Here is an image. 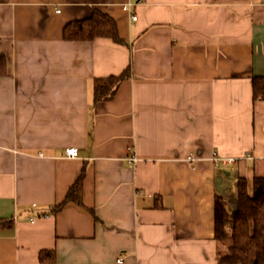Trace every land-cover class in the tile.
I'll return each mask as SVG.
<instances>
[{
	"label": "crops",
	"instance_id": "crops-1",
	"mask_svg": "<svg viewBox=\"0 0 264 264\" xmlns=\"http://www.w3.org/2000/svg\"><path fill=\"white\" fill-rule=\"evenodd\" d=\"M129 1L0 0V264H223L217 179L233 210L264 174V0ZM92 7L124 43L64 39Z\"/></svg>",
	"mask_w": 264,
	"mask_h": 264
},
{
	"label": "trees",
	"instance_id": "trees-1",
	"mask_svg": "<svg viewBox=\"0 0 264 264\" xmlns=\"http://www.w3.org/2000/svg\"><path fill=\"white\" fill-rule=\"evenodd\" d=\"M63 36L66 40L109 37L117 43L125 42L116 19L96 7H92L91 16L68 21L63 28ZM130 76L131 67L119 75L96 78L93 83L94 103L113 99L122 80ZM253 87L256 99L264 97V77H254ZM84 178L85 169L70 187L66 198L55 206L54 212L61 210L69 201L84 205ZM237 188L238 206L233 210L229 209L224 194L218 193L216 196L217 261L223 264H264V174L255 175L251 193L248 192L247 182L243 177L238 178ZM40 259L43 262H55L56 255L53 251H42Z\"/></svg>",
	"mask_w": 264,
	"mask_h": 264
},
{
	"label": "built area",
	"instance_id": "built-area-1",
	"mask_svg": "<svg viewBox=\"0 0 264 264\" xmlns=\"http://www.w3.org/2000/svg\"><path fill=\"white\" fill-rule=\"evenodd\" d=\"M137 3L135 1H129L128 3L125 4V7L127 9H131L133 6H135ZM133 19H137V16L136 15H133ZM67 153L68 155L70 156H74L76 153H77V148L76 147H69L67 148ZM132 161H136L137 158L135 156H132L131 158ZM216 163H221L223 165H228V164H234L236 163L237 161V158L236 157H233V156H226V157H216ZM121 260V258L119 259Z\"/></svg>",
	"mask_w": 264,
	"mask_h": 264
},
{
	"label": "water",
	"instance_id": "water-1",
	"mask_svg": "<svg viewBox=\"0 0 264 264\" xmlns=\"http://www.w3.org/2000/svg\"><path fill=\"white\" fill-rule=\"evenodd\" d=\"M217 181H218V189H219V191L222 192V193L226 192L227 191L226 190V183H225L224 179L222 177H219L217 179Z\"/></svg>",
	"mask_w": 264,
	"mask_h": 264
},
{
	"label": "rangeland",
	"instance_id": "rangeland-1",
	"mask_svg": "<svg viewBox=\"0 0 264 264\" xmlns=\"http://www.w3.org/2000/svg\"><path fill=\"white\" fill-rule=\"evenodd\" d=\"M249 157L251 158V155H249ZM234 202H235V201H234ZM234 202L231 201V204H230V205H231L232 208L235 207V205L233 204Z\"/></svg>",
	"mask_w": 264,
	"mask_h": 264
}]
</instances>
